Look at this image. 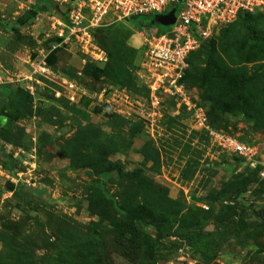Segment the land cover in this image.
I'll list each match as a JSON object with an SVG mask.
<instances>
[{"label": "rangeland", "instance_id": "obj_1", "mask_svg": "<svg viewBox=\"0 0 264 264\" xmlns=\"http://www.w3.org/2000/svg\"><path fill=\"white\" fill-rule=\"evenodd\" d=\"M90 5L0 0V264H264V11L212 26L171 94L154 16L87 28Z\"/></svg>", "mask_w": 264, "mask_h": 264}, {"label": "built area", "instance_id": "obj_2", "mask_svg": "<svg viewBox=\"0 0 264 264\" xmlns=\"http://www.w3.org/2000/svg\"><path fill=\"white\" fill-rule=\"evenodd\" d=\"M178 5V0H91L88 27L103 24L108 15L117 19L162 15ZM264 11V0H184L177 6L176 21L168 28L147 27L144 30L145 59L149 67L151 90L177 94L185 88L184 77L189 57L200 49L216 24H231L240 13ZM84 16L72 14L81 28ZM168 29V31H166ZM222 144L239 156L255 158V149L229 136H219Z\"/></svg>", "mask_w": 264, "mask_h": 264}, {"label": "trees", "instance_id": "obj_3", "mask_svg": "<svg viewBox=\"0 0 264 264\" xmlns=\"http://www.w3.org/2000/svg\"><path fill=\"white\" fill-rule=\"evenodd\" d=\"M261 12H263V11H258V12H255V13H240V14L238 15L237 19H239V18H245V17L252 16V15H257V14H259V13H261ZM151 16H155V15H149L148 17H151ZM143 17H145V16H143ZM138 18H141V17H130V18H125V19H123V20H124L126 23H128L130 20H132V19H138ZM237 19H236V20H237ZM141 26H143V27H145V28H147V27H153V26H150L149 24H146L145 22L142 23ZM154 28H156V27H154ZM157 28H163V27H158V26H157ZM259 47H260V46H259ZM215 48H216L215 44H212V43L207 42V39H206L205 41H203V43H202L200 49L197 50L196 52H193V53L190 55V57H189V69L187 70L186 75H185V77H184V82L186 81L187 76H188V74H189V70H190V67H191L192 60H193V58L195 57V55H196L197 53H201V54H203V55H206L207 58H208L211 62H217V60H218L219 58H217V57L215 56ZM260 49H262V51H263V53H264V46H263V45L260 47ZM220 64H222V66H223L222 69L224 68V70H222V69H219V70H218V72L220 73V76H222V74H224L223 72H225V71H226V72H227V71H228V72L231 71V69L228 68V67L224 64V62L221 61ZM263 68H264V65H263ZM229 80L232 81V82H237V81H236L235 79H233V78H229ZM246 82H249V79H248V81H246ZM106 197H107V196H106Z\"/></svg>", "mask_w": 264, "mask_h": 264}, {"label": "water", "instance_id": "obj_4", "mask_svg": "<svg viewBox=\"0 0 264 264\" xmlns=\"http://www.w3.org/2000/svg\"><path fill=\"white\" fill-rule=\"evenodd\" d=\"M184 0H178V5L183 3ZM177 5V6H178ZM177 6L173 7L168 13L162 15H155L151 25L158 24L160 26L168 27L175 23ZM150 25V26H151Z\"/></svg>", "mask_w": 264, "mask_h": 264}]
</instances>
